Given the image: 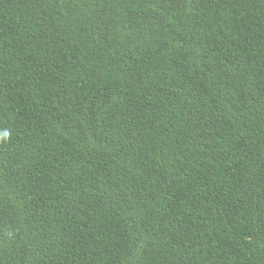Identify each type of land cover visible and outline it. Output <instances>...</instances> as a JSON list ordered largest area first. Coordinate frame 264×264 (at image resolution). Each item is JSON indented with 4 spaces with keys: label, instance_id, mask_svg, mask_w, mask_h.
I'll return each instance as SVG.
<instances>
[{
    "label": "trees",
    "instance_id": "obj_1",
    "mask_svg": "<svg viewBox=\"0 0 264 264\" xmlns=\"http://www.w3.org/2000/svg\"><path fill=\"white\" fill-rule=\"evenodd\" d=\"M0 264H264V0H0Z\"/></svg>",
    "mask_w": 264,
    "mask_h": 264
},
{
    "label": "clouds",
    "instance_id": "obj_2",
    "mask_svg": "<svg viewBox=\"0 0 264 264\" xmlns=\"http://www.w3.org/2000/svg\"><path fill=\"white\" fill-rule=\"evenodd\" d=\"M7 135H8V133H7V132H5V133H4V137L6 138V137H7Z\"/></svg>",
    "mask_w": 264,
    "mask_h": 264
}]
</instances>
